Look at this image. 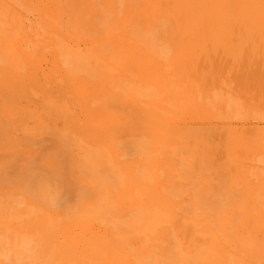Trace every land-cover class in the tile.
<instances>
[{
    "label": "bare ground",
    "instance_id": "1",
    "mask_svg": "<svg viewBox=\"0 0 264 264\" xmlns=\"http://www.w3.org/2000/svg\"><path fill=\"white\" fill-rule=\"evenodd\" d=\"M249 36H264V0H0V126L28 121L27 133L52 129L69 146L67 175L0 180V206L47 210L34 233L70 244L95 226L186 228L212 264L226 262L219 234L234 232L238 263L264 264V168L230 164L215 188L198 151L205 134L188 124L244 105L231 81L204 73L263 74L264 38ZM247 42L230 61L202 53ZM244 128L218 129L238 146L227 155L264 148V129ZM60 179L80 187L69 206L56 203Z\"/></svg>",
    "mask_w": 264,
    "mask_h": 264
},
{
    "label": "rangeland",
    "instance_id": "2",
    "mask_svg": "<svg viewBox=\"0 0 264 264\" xmlns=\"http://www.w3.org/2000/svg\"><path fill=\"white\" fill-rule=\"evenodd\" d=\"M249 38H264V36H249ZM251 44L253 43L247 42L245 45L232 48H229L231 46L229 44L220 48H213L209 44L202 48V53L204 52L203 55L209 56L208 59L215 63L230 61L233 59L225 56L228 49L241 52ZM192 52L195 54L197 49L194 48ZM238 67L240 68V65ZM211 69L212 67L204 73L207 80L216 77L226 78L234 87L240 89L246 99L242 107H236L238 112H230L228 116L198 117L191 122L188 120L191 127L200 129L201 134H205L198 151L206 158L203 166L207 167V170L204 169L203 173L207 177H214L212 183L216 184V188L224 185L223 179L229 173L230 164L239 163L252 170L264 168V148H261L262 153L255 152L245 157L233 156L234 154L229 156L227 155L230 154L229 151H238L236 150L238 146L234 147L231 142L232 133H217L218 129L224 126H234L239 132H242L243 127L250 129L248 131L264 129V71L263 74L258 73L257 70L260 69L258 65L250 67L249 73H243L246 76H240L239 79L237 72H234L237 71L236 69L231 68L228 77ZM232 77L234 79L230 80L229 78ZM255 77H258V80ZM253 83L261 85L254 86ZM248 89L253 91L251 93L245 91ZM216 111L213 110L214 113ZM27 123L28 121L0 126V180L8 185L26 184L27 178L34 171L49 179L54 173L67 175L69 146L61 141L52 129L27 133L24 131ZM198 138L195 137L196 143L199 142ZM50 185L57 189L56 195L61 196L56 203H65L67 206L73 204L74 194L80 190L77 184L69 183L68 179L56 180ZM0 200L3 202L4 198L0 197ZM46 211L39 208L0 206V264H63L64 262L68 264L98 262L101 264H212L216 260L215 257L208 256L210 253L208 246L189 245L186 234L182 233L187 229L181 227L172 231L167 229L156 236L158 230L161 231L160 228L95 226L93 236L86 235L87 228H83L77 244L66 243L62 238L55 240L39 238L34 232H37ZM52 213L60 216V211L54 210ZM203 229L206 228L193 227L189 230ZM136 230L143 232L136 236ZM219 237L225 247V264H239L235 233H223L219 234ZM196 250L200 253H196Z\"/></svg>",
    "mask_w": 264,
    "mask_h": 264
}]
</instances>
